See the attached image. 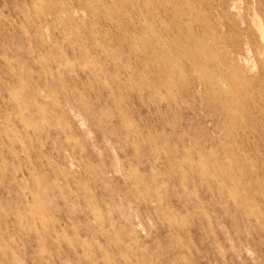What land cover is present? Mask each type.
Segmentation results:
<instances>
[{"label":"rangeland","instance_id":"374dc122","mask_svg":"<svg viewBox=\"0 0 264 264\" xmlns=\"http://www.w3.org/2000/svg\"><path fill=\"white\" fill-rule=\"evenodd\" d=\"M257 25L264 0H0V264H264Z\"/></svg>","mask_w":264,"mask_h":264},{"label":"bare ground","instance_id":"6f19581e","mask_svg":"<svg viewBox=\"0 0 264 264\" xmlns=\"http://www.w3.org/2000/svg\"><path fill=\"white\" fill-rule=\"evenodd\" d=\"M91 5V4H90ZM253 17H256V13L255 12H253ZM187 21V20H186ZM254 22V21H253ZM256 22V21H255ZM257 27H258V30H259V33H260V36L261 37H264V28H262V26L261 25H257ZM103 74V73H102ZM219 75V74H218ZM209 79V78H208ZM171 82V81H170ZM212 87V86H211ZM224 87V86H223ZM222 88V87H221ZM226 89V88H225ZM225 89L223 90V91H225ZM218 169V168H217ZM231 196V195H230ZM235 203V202H234ZM33 211V210H32ZM113 211V210H112Z\"/></svg>","mask_w":264,"mask_h":264}]
</instances>
